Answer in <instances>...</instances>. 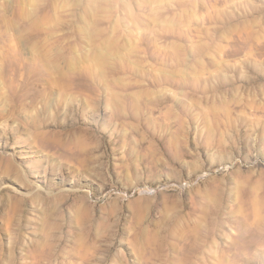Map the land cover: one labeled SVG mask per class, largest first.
<instances>
[{"label": "rangeland", "instance_id": "rangeland-1", "mask_svg": "<svg viewBox=\"0 0 264 264\" xmlns=\"http://www.w3.org/2000/svg\"><path fill=\"white\" fill-rule=\"evenodd\" d=\"M0 264H264V0H0Z\"/></svg>", "mask_w": 264, "mask_h": 264}]
</instances>
